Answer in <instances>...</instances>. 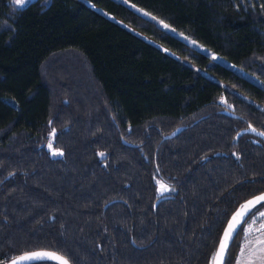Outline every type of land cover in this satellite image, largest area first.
<instances>
[{"label":"trees","instance_id":"obj_1","mask_svg":"<svg viewBox=\"0 0 264 264\" xmlns=\"http://www.w3.org/2000/svg\"><path fill=\"white\" fill-rule=\"evenodd\" d=\"M87 1L173 54L83 0H0V264L36 249L212 264L230 215L264 191V136L249 127L264 132V0H125L169 30ZM56 64L71 85L50 78Z\"/></svg>","mask_w":264,"mask_h":264},{"label":"rangeland","instance_id":"obj_2","mask_svg":"<svg viewBox=\"0 0 264 264\" xmlns=\"http://www.w3.org/2000/svg\"><path fill=\"white\" fill-rule=\"evenodd\" d=\"M12 1V0H11ZM32 0H27V3H29ZM48 1V0H45ZM85 3H87L88 5L94 7L96 10H98L99 12L103 13L104 15H106L107 17L111 18L112 20L117 21L118 23L122 24L123 26L127 27L129 30L143 36L144 38H146L144 35L140 34L139 32L135 31L132 27L126 25L125 23L117 20L114 16H112L111 14L107 13L106 11L93 6L90 2H88L87 0H83ZM122 2H124L125 4H127L130 8H132L133 10H135L136 12H138L139 14H141L142 16L150 19V20H155L158 22V24L162 25V27L165 29V27L163 26V23H161L160 21L156 20L151 14L147 13L146 11L136 7L135 5L128 3L125 0H121ZM13 3V2H12ZM27 3H25L24 5H26ZM15 5V4H14ZM16 7H19L17 5H15ZM23 7V6H22ZM168 30L169 28L166 27ZM171 32L178 36L180 39L184 40L186 43L190 44L191 46H195L198 47L204 51H206L205 49L201 48L195 41L191 40L189 37H187L184 34L178 33L172 29H170ZM148 39V38H146ZM149 41H151L152 43H154L155 45H157L158 47L162 48L164 51H166L169 54H173L171 51H169L168 49L164 48L163 46L159 45L158 43L148 39ZM49 76L52 80H54L55 82H58L59 84L65 85V86H69L71 85L70 83V75L67 73V66L63 65V64H56L53 67H51L50 69V73ZM80 90V89H79ZM89 95V94H87ZM222 102H224L225 104L226 101L222 98L221 99ZM51 143L52 147L49 148V144ZM49 151L53 154L54 152L56 153L54 156L59 155L61 152L58 149H55L53 147L52 144V136L50 138V141L48 142L47 145ZM158 184V193L160 195L166 194L169 192L170 187L169 185H167L165 182H163L162 180H158L157 182ZM161 185H164L166 187L167 190H164L161 188ZM260 212H264V208L262 210H260L259 212H257L246 224L244 231L242 233V237L240 240V246H239V253L237 256V259L235 261L234 264H264V251H260L261 249H264V245L258 243V241L260 240H264V232L259 231V229H261L262 227H264V217L260 216ZM244 249L243 253L241 252V249Z\"/></svg>","mask_w":264,"mask_h":264},{"label":"water","instance_id":"obj_3","mask_svg":"<svg viewBox=\"0 0 264 264\" xmlns=\"http://www.w3.org/2000/svg\"><path fill=\"white\" fill-rule=\"evenodd\" d=\"M235 115V114H234ZM237 116V115H235ZM183 130V128H178L176 129L175 131H173L172 133H170L169 135H167L165 138H172L174 137L175 135H177L179 132H181ZM256 134L258 133H261V132H258V131H255ZM264 195V191L258 193V194H255L249 198H247L246 200H244L242 203H240V205L233 211V213L230 215L223 231H222V234L220 236V239H219V242H218V246L216 248V251H215V254H214V257H213V261H212V264H216V254H217V251L219 250V247H220V242L221 240L224 238V233H225V229L228 228L229 226V222L232 221V217L237 213V211H240L241 214L243 215L244 213L248 212V209H250L251 211L248 212V214L246 216H244V219L242 220L240 217H237L236 221L234 222V225H235V231L233 232L232 236L230 239H228L227 241V250L223 256V264H225V261H226V257H227V254H228V251H229V248L231 246V244L233 243L236 235L238 234L240 228L242 227V225L246 222V220L248 219V217L250 216L251 212L257 207L259 206L260 204L264 203V201H261L260 203H257L255 204V206L253 207L252 205H249L248 208H243L242 206H244L246 204V202L248 201H253L256 197H259V196H262ZM33 253H52L56 256H59V257H63L65 259H67L66 257H64L63 255H61L60 253L56 252V251H53V250H49V249H36V250H32V251H27L25 253H22V254H19L15 257H13L12 259L8 260L7 262H5L4 264H12V261L14 260H17L18 258L20 257H24V256H31V254ZM38 261H52L54 263H56L55 260L53 259H48V258H32V259H26V260H23L21 261V264H30V263H33V262H38ZM68 264H72L68 259Z\"/></svg>","mask_w":264,"mask_h":264},{"label":"snow or ice","instance_id":"obj_4","mask_svg":"<svg viewBox=\"0 0 264 264\" xmlns=\"http://www.w3.org/2000/svg\"><path fill=\"white\" fill-rule=\"evenodd\" d=\"M13 4L22 7L24 6L25 3H27V0H12ZM165 27H167V25H165ZM250 130L255 132L256 130L254 128H251ZM261 136H264V132L258 133ZM52 145L51 143L49 144V148H51ZM54 155L56 154L55 152L53 153ZM62 155V153H60ZM101 156H103V153H101ZM161 188L164 190H167L166 187L164 185H161ZM261 201H264V195L256 197L253 201H248L246 202V204L244 206H242L243 208H248L249 205H252L253 207L255 206V204L260 203ZM251 210L248 209V212H250ZM248 212L244 213L243 215L241 214L240 211H237V213L232 217V221L229 222V226L227 229H225V233H224V238L221 240L220 242V247L219 250L217 251L216 254V264H223V256L227 250V241L228 239L231 238L233 232L235 231V225L234 222L236 221L237 217H240L242 220L244 219V216H246L248 214ZM260 216L264 217V212H260ZM259 231L264 232V227H262L261 229H259ZM258 243L264 245V240H260L258 241ZM244 249H241V252L243 253ZM260 251H264V249H261ZM32 258H48V259H53L56 261V264H68L67 259L63 258V257H59L56 256L52 253H33L31 254V256H24V257H20L17 260L12 261V264H21V261L26 260V259H32Z\"/></svg>","mask_w":264,"mask_h":264}]
</instances>
